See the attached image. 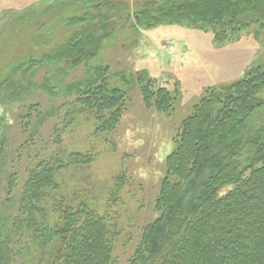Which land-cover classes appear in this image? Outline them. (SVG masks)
<instances>
[{
    "label": "rangeland",
    "instance_id": "1",
    "mask_svg": "<svg viewBox=\"0 0 264 264\" xmlns=\"http://www.w3.org/2000/svg\"><path fill=\"white\" fill-rule=\"evenodd\" d=\"M105 1L0 0V240L15 229L13 217L29 173L54 162L61 165L57 186L45 197L52 224H61L63 207L77 212L86 205L110 226L112 264H134L145 228L160 216L166 157L180 139L182 122L210 91L252 68L264 71V27L254 20L232 26L231 37L216 41L212 30L190 22L149 28L137 19L135 0H109L110 7ZM121 3L113 34L70 76L77 79L101 67L109 88L126 94L120 121L100 131L96 109L80 103L78 92L57 88L54 62L43 54H52L85 27L68 22L72 17L88 10L97 21L110 13L115 17L112 10ZM98 5L101 10L94 8ZM45 23L53 24L51 44L35 46L31 40ZM21 59L26 65L15 69ZM151 78L154 89L166 87L175 96L172 110L147 107L143 92ZM259 96L264 99V89ZM233 187L226 185L219 194Z\"/></svg>",
    "mask_w": 264,
    "mask_h": 264
},
{
    "label": "trees",
    "instance_id": "2",
    "mask_svg": "<svg viewBox=\"0 0 264 264\" xmlns=\"http://www.w3.org/2000/svg\"><path fill=\"white\" fill-rule=\"evenodd\" d=\"M135 3L137 19L149 28L190 22L212 30L216 41L231 37L232 26L256 21L264 27V0ZM104 4L109 6V0ZM122 6L113 8L115 17L110 13L100 21L89 10L72 17L68 22L85 27L56 45L52 54H43L44 60L54 62L57 88L78 92L80 103L96 109L100 131L112 130L120 121L126 94L109 88L108 72L101 67L77 79L70 76L97 56L102 41L115 31ZM52 25L45 23L32 44L49 46ZM22 61L15 69L26 65ZM153 79L143 92L147 107L172 110L175 96L166 87L154 89ZM263 89L264 71L252 68L243 78L207 93L182 122L180 139L166 157L168 175L157 200L160 216L145 228L134 264H264ZM60 168L59 163L43 162L29 173L13 217L15 229L0 240V264L113 263V234L103 216L86 205L77 212L68 206L59 210L61 224L50 221L45 197L57 186ZM3 170L0 164V189ZM229 184L232 190L220 195ZM7 189L11 193L13 186Z\"/></svg>",
    "mask_w": 264,
    "mask_h": 264
}]
</instances>
